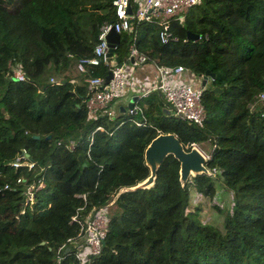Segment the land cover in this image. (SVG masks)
Wrapping results in <instances>:
<instances>
[{
  "label": "trees",
  "instance_id": "trees-1",
  "mask_svg": "<svg viewBox=\"0 0 264 264\" xmlns=\"http://www.w3.org/2000/svg\"><path fill=\"white\" fill-rule=\"evenodd\" d=\"M112 19L111 0H0V264H77L67 241L78 232L71 216L99 206L112 210L92 264H264V104L251 105L264 90V0H198L171 22L177 40L164 43L155 22L133 23L149 62L181 64L199 77L211 64L218 74L203 86L202 127L170 113L157 91L140 96L135 112L88 115L87 75L72 81L69 73L108 74L103 62L79 70L77 61L92 55L99 25ZM128 36L115 43L118 62ZM158 132L174 133L185 149L210 142L205 165L219 170L232 199L220 227L198 219L188 203L193 187L213 196L211 173L181 185L171 154L153 185L109 203L148 174L143 150Z\"/></svg>",
  "mask_w": 264,
  "mask_h": 264
},
{
  "label": "built area",
  "instance_id": "built-area-1",
  "mask_svg": "<svg viewBox=\"0 0 264 264\" xmlns=\"http://www.w3.org/2000/svg\"><path fill=\"white\" fill-rule=\"evenodd\" d=\"M198 0H111L114 11V19L103 21L98 28L97 40L92 48V55L83 57L77 61V68L83 70V63L99 64L103 62L110 71V76L105 78L103 75H87L83 81L85 83L86 95L85 106L89 116H96L99 111H104L107 115L112 116L113 112L109 108V103L124 90L126 75L123 64L141 65L147 62L146 55L137 49L135 43L134 22L153 21L158 26L157 35L161 42L175 41L177 36L171 30V22L175 20L182 21L188 9ZM112 28L116 32L125 31L128 34L126 40V49L122 57V61L117 63L111 61L106 55L107 40L106 33ZM152 63V62H151ZM157 82H153L149 87L142 89L141 95H146L151 91H157L162 98L168 103L179 118L193 122L196 126L202 127L205 119V110L201 102V94L203 85H194L192 77L194 76L186 67L181 64L174 66H160L154 64ZM168 73H183V78L171 79ZM14 76L20 78L22 76L20 69L13 70ZM202 77V76H200ZM50 81H55L53 77ZM180 79L182 82L173 80ZM264 104V90H260L253 95L251 105ZM139 106L133 105L128 108L129 112ZM136 124L140 121L133 120ZM102 129V126H96V129ZM92 137L89 136V141ZM61 141L57 140L59 144ZM74 144V138L68 137L64 145L71 149ZM196 145L195 142H190ZM197 146V145H196ZM198 147V146H197ZM24 156V150H22ZM88 156V149L86 150ZM206 154V153H205ZM23 155H18L13 162L14 166L19 164V160ZM208 157V154H206ZM25 164L31 167L33 162L25 160ZM218 172V169L212 167L211 175ZM41 184V182H39ZM38 184V185H39ZM30 187L26 190V195L30 194ZM34 191V189H33ZM32 194L30 195L31 198ZM83 197L84 195L81 194ZM71 219L78 224V232L72 238H67L73 245V254L77 264H92V258L100 252L103 238L107 229L108 215L105 206H99L88 211L81 216L77 211L71 216ZM62 245L58 247V250ZM57 250L56 260L61 258L60 252Z\"/></svg>",
  "mask_w": 264,
  "mask_h": 264
},
{
  "label": "water",
  "instance_id": "water-1",
  "mask_svg": "<svg viewBox=\"0 0 264 264\" xmlns=\"http://www.w3.org/2000/svg\"><path fill=\"white\" fill-rule=\"evenodd\" d=\"M125 35V31L119 33L112 28L107 31V56L112 55L115 43H117L120 39H125ZM186 36L187 38L195 39L197 37V34L187 31ZM115 61L119 63L118 58H116ZM210 69L211 64L208 65V67L202 74L200 84L203 86L205 85L207 78L212 79L213 77H218V74L213 73ZM109 76L110 71H108V74L105 76V78H108ZM213 90H216V87H214ZM135 98L136 94L129 99V102L127 103L128 108L133 107V101L135 100ZM133 111H136V108H134ZM165 111L167 112V109H165ZM33 137H38V135L34 134ZM46 137H50V135L47 134ZM167 154H171L178 160V180L181 185L187 180L189 176H194L200 173L209 174V170L205 165L208 157L196 145H191L188 149H185L183 144L179 141L174 133L158 132L148 141L143 150V159L144 163L148 167V174L133 185L121 186L120 188H118L109 203H111L123 190L147 188L153 185L156 176V169L159 163ZM25 155L27 156V153H25ZM78 158L80 159L79 156ZM40 243H43V241L41 240Z\"/></svg>",
  "mask_w": 264,
  "mask_h": 264
},
{
  "label": "rangeland",
  "instance_id": "rangeland-1",
  "mask_svg": "<svg viewBox=\"0 0 264 264\" xmlns=\"http://www.w3.org/2000/svg\"><path fill=\"white\" fill-rule=\"evenodd\" d=\"M121 40V39H120ZM121 54V53H120ZM123 57V53L121 55V59ZM109 59L111 61H115V56L111 55L109 56ZM122 61V60H121ZM120 61V62H121ZM147 63H150L149 61H147ZM126 66V67H125ZM139 66V65H137ZM125 67V68H124ZM123 68H124V72L126 75V81H125V85H124V89L127 90V92H121L117 97H115L110 103H109V108L110 106L114 107V102L116 100H122L123 97L126 96L127 93L132 92L135 88V86H139V85H143L144 88L145 87H149L153 82H157L158 78H153L151 76H146L147 78L141 80V81H135V79L133 78V76H139L138 75V71L136 72V70L134 69V67L130 66L129 64H123ZM132 71V73H131ZM76 74H78V77H82L84 75H88L85 72H78L77 70H75ZM45 74L48 73V70H45L44 72ZM133 75V76H132ZM55 79L54 76H51ZM175 82H182V80L180 79H176L173 80ZM136 82V83H135ZM211 79L207 78L206 79V83L205 86L209 87L211 85ZM214 88V87H213ZM154 91V90H153ZM257 106V104L253 105ZM167 107L169 109V112L172 113V109L170 107V105L167 103ZM114 109V108H113ZM100 112V111H99ZM98 112V113H99ZM113 112V111H112ZM118 112H122V111H118L116 109H114V114L112 116H114L115 114H117ZM97 113V114H98ZM132 112H129L128 110H125L122 112V114L126 115ZM202 145H206V144H202ZM214 178V188H215V193L213 194L212 197H208V196H204L202 193L194 190L195 188H191L189 189V194H188V203L190 204V208L194 209L196 211L195 215L198 219H200L203 222H207L210 223L214 226L220 227V223H221V219H222V214L225 210L228 209V207L230 206L232 199H231V191L229 189H227L223 184L222 181L220 179V177H218L217 175L213 176ZM41 186V184H39ZM33 193V190L31 191L30 194L27 195V199H30V195ZM212 204H215L219 210H217L216 207H214ZM195 206H199V211H197L194 207ZM112 210V207H108L106 208V213L109 214Z\"/></svg>",
  "mask_w": 264,
  "mask_h": 264
},
{
  "label": "crops",
  "instance_id": "crops-1",
  "mask_svg": "<svg viewBox=\"0 0 264 264\" xmlns=\"http://www.w3.org/2000/svg\"><path fill=\"white\" fill-rule=\"evenodd\" d=\"M115 46V45H114ZM115 60H116V57H115ZM120 62V61H119ZM127 65V64H126ZM130 66L134 67V69L136 70V72L138 71V75L139 76H133V78L135 79V81H141L145 78H147L146 76H151L153 78H157V75H156V70L154 68V65L153 63H147V62H144L143 64L137 66V65H134V64H129ZM126 67V66H125ZM138 70H137V69ZM132 73V71H131ZM70 76H71V80L74 81L76 80V72H75V69H71L70 70ZM167 75L171 76L170 78L173 79L174 78H183V73H175V74H172V73H168ZM192 81H193V84L194 85H200V82H201V77L199 76H193L192 77ZM136 83V82H135ZM144 88L143 85H139V86H135L134 90L132 92H129L126 94L125 97H123L122 100H116L114 102V107L110 106V109L113 111V114H114V109L118 110V111H125L128 109L127 107V103L129 102V99L136 94V98L135 100L133 101V105H136L138 106L137 104V100L140 98V96H143L141 95L142 93V89ZM124 92H127V90H123V93ZM150 93V92H149ZM147 93V94H149ZM146 94V95H147ZM144 95V96H146ZM149 96V95H148ZM114 108V109H113ZM122 111V112H123ZM202 144H206L205 146L202 145ZM196 145L198 146V148L203 152V153H206L208 154L209 151H210V148H211V144L208 140H203V141H199V142H196ZM195 190V189H194ZM215 193V192H214Z\"/></svg>",
  "mask_w": 264,
  "mask_h": 264
},
{
  "label": "clouds",
  "instance_id": "clouds-1",
  "mask_svg": "<svg viewBox=\"0 0 264 264\" xmlns=\"http://www.w3.org/2000/svg\"><path fill=\"white\" fill-rule=\"evenodd\" d=\"M219 171V170H218ZM209 172H210V170H209ZM211 176H214V175H211Z\"/></svg>",
  "mask_w": 264,
  "mask_h": 264
}]
</instances>
